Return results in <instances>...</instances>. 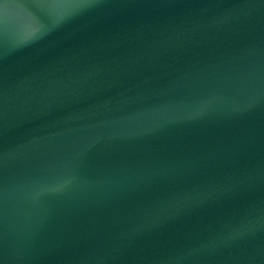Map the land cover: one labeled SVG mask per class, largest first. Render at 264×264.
I'll return each mask as SVG.
<instances>
[{
    "label": "water",
    "instance_id": "1",
    "mask_svg": "<svg viewBox=\"0 0 264 264\" xmlns=\"http://www.w3.org/2000/svg\"><path fill=\"white\" fill-rule=\"evenodd\" d=\"M0 264H264V0H0Z\"/></svg>",
    "mask_w": 264,
    "mask_h": 264
}]
</instances>
